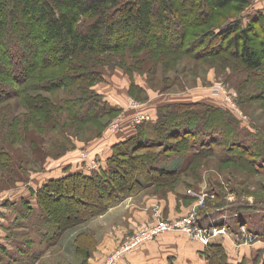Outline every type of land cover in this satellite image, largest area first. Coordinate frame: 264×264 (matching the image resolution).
<instances>
[{
	"label": "rangeland",
	"instance_id": "1",
	"mask_svg": "<svg viewBox=\"0 0 264 264\" xmlns=\"http://www.w3.org/2000/svg\"><path fill=\"white\" fill-rule=\"evenodd\" d=\"M202 4H204L202 0H198L196 4L193 1L181 0L180 14H169L170 18L177 21L178 35L189 18L188 12H193L197 5H200L201 9L197 10L196 14H192L193 19L198 24L203 14L207 17L208 23L205 27L193 30L200 34H206L209 25H213L217 33L220 31L219 27L227 26L239 19H243L241 25L244 28H249L254 12L264 11V0H249V4L242 10L236 4V0L224 9L212 8L211 12ZM156 13L159 14L160 10ZM120 16L123 17V13ZM261 23L264 25V19ZM172 28L171 24L167 30L171 43L178 41ZM160 32H163V29L159 25L149 37L152 43H155L156 35ZM39 33L40 31L37 35ZM135 35L137 33H128L131 39ZM254 37L256 42L262 40L264 28ZM208 38L206 35L204 39ZM115 39L116 37L112 38L110 43L116 41ZM35 40L33 39L31 43L34 44ZM2 45L4 49L6 45L10 46L3 53L0 51V63H5L6 69L12 70V75L5 76V67L0 65V80L5 79V82L0 83V246L8 250H12L13 240H23L21 232L17 230V226L23 225L22 221L21 224L19 223L20 220L16 222L19 213L13 207H9L12 205L9 196L14 190L30 187L33 180L45 176L47 170L54 167V163L70 154L78 155L80 157L78 159L86 164L91 159L100 162L101 159L93 154L92 145L100 139L104 140L105 137L114 135L110 128L117 120H121L123 130L120 133H123L127 121L133 120L136 115L148 113L152 118L145 123L152 122L157 119L161 107L166 104L175 108L176 104L205 103L215 108H223L222 122L225 124L223 128L227 127L226 124L229 127L231 123L237 125V130L233 133L238 139H253L256 134H260L261 139L258 137L262 142L260 147L264 148V82L259 84L254 82L257 74L263 75L264 67L253 71L246 70L240 59L230 55L234 46L226 42L219 43V40L214 39L208 45L201 42L195 51L200 54L216 55H206L198 58L200 60L178 56L179 53L176 55L171 51L159 52V49L151 52L148 51L149 49L138 52L126 50L105 52L100 55L105 57L100 64L101 79L93 83L91 89L102 95L103 102L113 107L115 112L94 122L75 123L68 120L62 111L54 109L53 115L56 121L53 123L59 126L58 128H63L62 133L56 128L45 132L40 125L41 122L46 121L39 100L29 109L24 103H17L25 99L24 93H21L23 89L21 86L26 85L29 80L25 70L32 60L40 59V54L25 51L26 46L23 41L11 37H8ZM70 63L66 62L57 67H64V74L77 72L70 68ZM187 63L189 64L186 65ZM57 67L48 72L57 71ZM40 71L36 70L35 74L40 75ZM46 73L44 78L55 79L58 75ZM251 75L255 77L249 81ZM257 85L260 86L258 90H261V94L253 93L254 98H252L250 93L253 91L249 89L251 86H256L257 90ZM39 86L41 88L42 84ZM71 89L69 86L67 89L61 88L51 92L29 90V96L43 95L54 101L56 95L72 96ZM16 91L18 95L13 97ZM75 92L77 91L73 94ZM197 114L204 115L202 112ZM202 119V124L196 122L193 125L195 129L206 128L204 118ZM46 123L51 124L49 120ZM142 124H132V127L137 129ZM221 132L222 129H218L213 134L221 137ZM117 135L119 134L116 133L115 136ZM170 140L172 143L175 142V138ZM160 148L156 150L159 151ZM144 152H134L130 157L118 155L120 166L126 170L121 181L125 186L132 183L135 176L140 173L145 174L139 165L140 157ZM222 152V147L219 146L216 147V154L207 157L197 156L190 167L192 170L189 176L188 173L184 174L179 181L174 180V176H164L156 177V182L152 183V176L147 174V184L152 183V185L142 187L135 195L109 208L106 212L98 213L86 222L69 227L53 247H48L37 232L29 230L30 234L26 236L33 242L31 248L40 253V259L35 264H117L123 258L130 257L129 253L138 252L142 246L146 244L149 246L148 243L155 241L163 242L168 249L172 245L177 248L199 244L207 249L216 240L233 241L236 248L240 247L236 245L243 242L247 246L260 244L264 249V228H261V223L264 225V197L262 199L256 197V195L264 196V170L261 169V173H247L239 163L220 162L219 155ZM262 159L264 160L263 157ZM248 161L246 159V162ZM167 162L171 166L174 165V161ZM184 165L185 163L181 162L180 166ZM78 194L88 200L90 197L94 198L85 193ZM70 200L72 199L68 197L62 202H55L61 206L51 215L57 220L62 218L69 220L68 214L73 218L77 210H83L79 204ZM239 213L247 214L250 223L254 221L256 225L258 224L253 231H248L247 227L246 231H242L245 225L240 226L241 231L238 227L231 228L219 236L212 234L215 237L208 238V244L199 241L195 233L187 232L182 224L187 221L195 223V231L210 224L226 227L223 224L225 221L236 225L233 219L240 215ZM36 219L37 223L42 222L40 214ZM25 222H27L26 218ZM164 223L171 225L172 228L156 237L146 238L132 245L139 233L145 230L152 231ZM179 223L180 226H176ZM50 225L56 227L54 223ZM253 235H256L255 239ZM26 236L25 239H28ZM220 237L226 239L221 240L223 238Z\"/></svg>",
	"mask_w": 264,
	"mask_h": 264
},
{
	"label": "trees",
	"instance_id": "2",
	"mask_svg": "<svg viewBox=\"0 0 264 264\" xmlns=\"http://www.w3.org/2000/svg\"><path fill=\"white\" fill-rule=\"evenodd\" d=\"M187 1H193L196 4L198 0ZM202 1H204L202 5L207 6L209 12L213 10L212 8L224 9L233 2V0ZM180 2L181 0H0V51L3 53L10 46L6 45L4 49L2 43L11 37L22 40L26 46L25 51L40 54V59L32 60L25 70L29 79H26L28 80L26 85L21 86L23 87L21 93H24L25 99L17 103H24L28 109L34 102L38 103V100L42 103L44 120L51 122V124L39 122L45 132L53 128L60 133L64 132L63 128H58L59 126L53 123L56 121L53 115L54 109L62 111L68 120L75 123L94 122L112 115L115 109L104 103L102 95L91 88L93 83L101 79L102 65L100 64L105 57L100 55L105 52H115V50L138 52L149 49L148 51L151 52L159 49V52L171 51L176 55L179 53L178 56L198 59L206 55H216L214 53L200 54L195 51L201 42L208 45L214 39L219 40V43L226 42L228 45H233L230 55L240 59L246 70L253 71L264 67V38L257 42L254 40V36H258L264 28L261 23L264 19V11L254 12L249 28H244L241 25L243 19H239L227 26L219 27L220 31L217 33L213 25H209L205 31L206 34H200L193 30L205 27L208 23L207 17L203 14L198 24L193 19L192 14H196L197 10L201 9V6L197 5L195 12H188L189 18L178 35L177 21L170 18L169 14H180ZM236 4L242 10L249 4V0H236ZM158 10H160L159 14L156 13ZM121 13L123 17L120 16ZM116 19L119 21L117 22ZM171 24L173 33L175 30V35L178 37V41L172 43L167 31ZM159 25L163 32L157 34L155 43H152L149 37ZM38 31L40 33L37 35ZM133 32L137 35L131 39L128 33ZM204 35H208L209 38L204 39ZM114 37L116 41L110 43ZM33 39H36L34 44L31 43ZM44 54L47 55L43 56ZM66 62H71L70 68L77 72L64 74L65 68L57 67ZM0 65L5 67V76L12 75V70L6 69L5 63ZM56 67L57 71L48 72ZM38 69L41 70L40 75L35 74ZM45 72L58 75L55 79L44 78ZM252 77L255 75H251L248 80H253ZM3 81L5 82V79H1L0 83ZM254 82L263 83L264 73L257 74ZM39 84H42L41 88ZM69 86L72 88L70 93L72 96L56 95L54 101L43 95L29 96V90L51 92L61 88L67 89ZM258 88H260L258 85L257 90L256 86L250 87L249 91H253L250 93L252 98L254 94H261ZM74 91L77 92L73 94ZM16 95H18L17 91L13 97ZM259 97L263 98V96ZM174 106L176 107L171 108L168 104L162 106L161 109L159 108L160 113L157 119L138 126L135 136L115 144L113 154L107 160V170L102 168L99 159L98 168L92 170L90 175L72 174L44 184L34 192L39 212L34 211L27 204L14 207L19 213L16 222L20 220L19 223L21 224V221L23 223L22 226H17L23 240H13L12 250L0 246V264H35L40 259V253L31 248L33 242L26 236L30 234L29 230L37 232L48 247H53L66 229L86 222L98 213H104L109 208L120 204L135 195L142 187L152 185L156 182V177L174 176V180L179 181L182 175L188 173L189 176L192 170L190 167L196 161V157L216 154V147H222L223 152L219 155L220 162L239 163L247 173H261L260 170H264L262 159L264 148L260 147L262 142L258 139V137L261 139L260 134H256L253 139H238L233 133L237 130V125L231 123L229 127L226 124L227 127L223 128L225 125L222 122L223 108H215L205 103ZM197 112H202L204 115H198ZM202 118L206 128L195 129L193 125L196 122L202 124ZM218 129H222L221 137L213 134ZM173 138L176 143L170 140ZM159 147H161L160 150H156ZM138 151H145L139 162L145 174L140 173L135 176L132 183L125 186L121 181L126 170L120 166V161L117 160L118 155L130 157L132 153ZM246 159L249 161L246 162ZM167 161H174V165L171 166ZM181 162L185 165L180 166ZM147 174L152 176V183L149 185ZM79 192L92 195L94 198L90 197L89 200L85 199V196L82 198ZM68 197L72 199L70 200L72 203L79 204L83 210L76 212L73 210L75 216L72 218L68 214L69 220L64 218L57 220L51 213L61 205L55 202H62ZM256 197L262 199L264 196L256 195ZM77 212L79 215L76 214ZM39 214L41 223H37L36 219ZM233 220L236 225L231 224L230 228L245 225L248 231H253V228L258 225L254 221L250 223L247 214H240ZM53 223L56 224L55 228L50 225ZM226 223L225 221L224 224ZM261 224V228H264L263 223ZM25 236L28 239H25ZM202 256L209 264H229L226 249L222 245L212 244L203 251Z\"/></svg>",
	"mask_w": 264,
	"mask_h": 264
},
{
	"label": "crops",
	"instance_id": "3",
	"mask_svg": "<svg viewBox=\"0 0 264 264\" xmlns=\"http://www.w3.org/2000/svg\"><path fill=\"white\" fill-rule=\"evenodd\" d=\"M131 123L132 120L127 121L125 132L118 133L119 135L117 136H115V134L107 136L104 140L100 139L98 140L99 142L92 145L93 154L101 159L102 168L108 169L106 160L112 155L113 146L115 144L128 139L125 137L131 138L137 134L136 129L132 127ZM78 157L79 156L75 154L63 157L61 160L57 161V163H54L55 165L53 168L47 170L48 173L45 176H42L38 180H33L30 187H22L18 190H14V193L9 196V200L12 202V205L9 207H21L23 204H27L34 211L39 212L37 198L34 192L39 190L44 184L67 175H90L92 173V170L88 169L87 164L84 163L83 160L78 159ZM182 195L187 196V194ZM225 225L231 229V223L229 221ZM238 229H240V227H238ZM225 239L226 238H223L221 240ZM148 244L150 245L148 246L146 244V246H142L138 252L133 254L129 253L130 257L127 256L123 258L117 264H209L202 256L206 247L200 244L198 246L191 245L190 247L178 246L177 248H174L172 245L169 249L165 247L163 242L159 243L155 241ZM213 244L222 245L226 249L229 264H255L259 262L260 264H264V249H262L263 247L260 246V244L247 246L242 242L240 245H236L240 246L237 248L234 246L235 243L233 241L219 242V240H216Z\"/></svg>",
	"mask_w": 264,
	"mask_h": 264
},
{
	"label": "built area",
	"instance_id": "4",
	"mask_svg": "<svg viewBox=\"0 0 264 264\" xmlns=\"http://www.w3.org/2000/svg\"><path fill=\"white\" fill-rule=\"evenodd\" d=\"M151 116L148 113H142L139 115H136L133 120H132V124L133 125H139L142 123H145L149 120H151ZM123 130L122 128V124H121V120H117L115 121L110 128V131L114 134L116 133H120V131ZM86 157H88L86 155ZM88 159V158H86ZM99 166V162H97L96 159H91L89 160V162L87 163V167L90 170H95L97 169ZM186 229L187 232L189 233H195L197 235V237H199V241H201L204 244H208L210 237H215V236H219L221 235V233H225L226 230H228L227 227L223 226H216V225H208V226H204V227H199V229L197 231L194 230L195 228V223H191L189 221H187L186 223L183 222L182 223ZM176 226H180V223L177 224ZM172 228L171 225L164 223L159 225L157 228L151 230H145L142 233H139L138 238L135 240L134 244L138 243L139 241L146 239V238H153L156 237L157 235H159L161 232L163 231H167L170 230ZM242 231H246V227L242 229ZM215 235V236H212ZM254 239L256 238V235H253ZM254 242V241H253Z\"/></svg>",
	"mask_w": 264,
	"mask_h": 264
}]
</instances>
